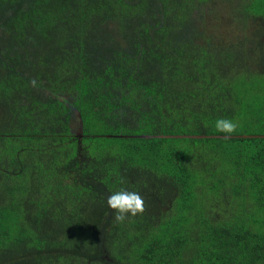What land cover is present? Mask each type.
<instances>
[{
    "label": "trees",
    "instance_id": "16d2710c",
    "mask_svg": "<svg viewBox=\"0 0 264 264\" xmlns=\"http://www.w3.org/2000/svg\"><path fill=\"white\" fill-rule=\"evenodd\" d=\"M263 135L264 0H0V264H264Z\"/></svg>",
    "mask_w": 264,
    "mask_h": 264
},
{
    "label": "clouds",
    "instance_id": "9594fccd",
    "mask_svg": "<svg viewBox=\"0 0 264 264\" xmlns=\"http://www.w3.org/2000/svg\"><path fill=\"white\" fill-rule=\"evenodd\" d=\"M32 85H36V81H31ZM214 128L217 132L231 134L237 131L238 122L233 119L220 117L214 122ZM107 206L113 211V219L117 224H121L138 214L145 211L143 197L135 190H128L121 187L112 191L106 198Z\"/></svg>",
    "mask_w": 264,
    "mask_h": 264
},
{
    "label": "rangeland",
    "instance_id": "374dc122",
    "mask_svg": "<svg viewBox=\"0 0 264 264\" xmlns=\"http://www.w3.org/2000/svg\"><path fill=\"white\" fill-rule=\"evenodd\" d=\"M229 10L227 9L226 6H224L222 9H221V12H220V15H221V18L222 20L225 19V20H228L230 18V15H229ZM225 31H230V33H234V29L231 30L230 26L227 25L225 26ZM238 31L236 30V35H238ZM235 36V35H234ZM240 38V37H238ZM237 39V38H235ZM120 84V83H119ZM119 91L122 93L123 95V92L125 93V96L129 97L128 96V92L127 90H125L124 88V85H120L119 87ZM85 97H87V95H85ZM84 98V97H82ZM85 99V98H84ZM119 99V97H116L115 100ZM121 102H122V96L120 98ZM104 103V98L100 97L98 100H86L84 103L80 100L77 101V103H74L73 102V109L76 110L77 112V119H80V121H82L83 117H90L94 120H96V124H98L99 128L103 129L105 128V125H107L105 122H103V118L104 116H106L107 114H102L101 112L100 113H97V112H94L93 110L96 109L98 107V104L99 103ZM115 104V103H114ZM109 107H111L109 105ZM126 111V110H125ZM95 113V114H94ZM128 113L130 115H133V116H137L135 113L131 112V111H128ZM125 129V128H124ZM80 127L79 129H76L75 130V134L77 135H80L81 134V131H80ZM140 133V131H137L136 128L134 127L133 129H131V131H126V130H121V131H116L114 134V136H117V137H145L146 135L145 134H138ZM261 136V135H260ZM264 136V135H263Z\"/></svg>",
    "mask_w": 264,
    "mask_h": 264
}]
</instances>
